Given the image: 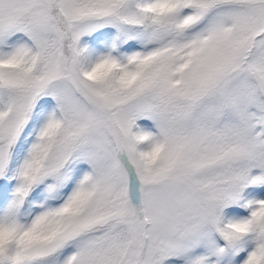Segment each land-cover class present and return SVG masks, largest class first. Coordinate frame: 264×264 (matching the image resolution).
I'll use <instances>...</instances> for the list:
<instances>
[{"label": "snow or ice", "instance_id": "obj_1", "mask_svg": "<svg viewBox=\"0 0 264 264\" xmlns=\"http://www.w3.org/2000/svg\"><path fill=\"white\" fill-rule=\"evenodd\" d=\"M0 264H264V0H0Z\"/></svg>", "mask_w": 264, "mask_h": 264}]
</instances>
